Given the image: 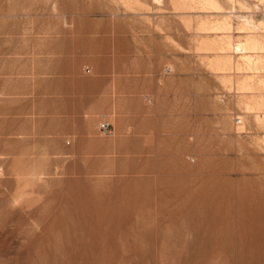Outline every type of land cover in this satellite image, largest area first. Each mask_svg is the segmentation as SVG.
I'll use <instances>...</instances> for the list:
<instances>
[{"label": "rangeland", "instance_id": "obj_1", "mask_svg": "<svg viewBox=\"0 0 264 264\" xmlns=\"http://www.w3.org/2000/svg\"><path fill=\"white\" fill-rule=\"evenodd\" d=\"M182 1L0 0V264H264V0Z\"/></svg>", "mask_w": 264, "mask_h": 264}, {"label": "bare ground", "instance_id": "obj_2", "mask_svg": "<svg viewBox=\"0 0 264 264\" xmlns=\"http://www.w3.org/2000/svg\"><path fill=\"white\" fill-rule=\"evenodd\" d=\"M193 1V0H192ZM191 1V4L193 3ZM197 1V0H196ZM195 1V2H196ZM181 2H183L182 0H181ZM185 2V1H184ZM187 2H188V0H187ZM194 2V3H195ZM199 2V4H200V6H201V8H205V10H204V12L206 11V9L209 11V9L211 10V11H213V9H215V11L217 10V11H219V4H217V0H198L196 3H198ZM186 3V2H185ZM189 3V2H188ZM195 3V4H196ZM196 6H197V4H196ZM221 8V7H220ZM202 10V9H201ZM221 10V9H220ZM210 12V11H209ZM239 17V16H238ZM242 18V17H241ZM208 20H206V22H207ZM214 21V20H213ZM242 24L244 25V26H249V25H251L252 23L249 21V20H247L245 17H243L242 18ZM212 22V21H211ZM202 23V22H201ZM214 22H212V24H210V22H209V29L211 30V31H213V33H220V34H222L223 32H225L226 31V29L230 26V24H228V22L226 21V18L224 19V20H222L221 22H218V20L213 24ZM202 24H204V25H206V23H205V21H204V23H202ZM201 24V25H202ZM263 24H264V22H263ZM208 25V24H207ZM253 25V24H252ZM206 27V26H205ZM208 28V27H207ZM206 28V29H207ZM208 29V30H209ZM209 30V31H210ZM227 31H228V29H227ZM226 31V32H227ZM231 32V31H230ZM212 33V32H211ZM228 33V32H227ZM226 33V34H227ZM215 34V35H216ZM219 34V35H220ZM218 35V34H217ZM223 35H225V33H223ZM229 35V34H228ZM221 36V35H220ZM227 36V35H226ZM231 37V36H230ZM229 37V38H230ZM218 38H220V37H218ZM223 38V37H222ZM229 38H224L225 39V41L223 40V41H219V42H222V45H221V48L220 49H218L219 48V46H218V48H217V50L219 51H222V49L223 48H228V50H229V46H230V43H229ZM221 39V38H220ZM232 39V38H231ZM218 41V40H217ZM219 42H217V43H219ZM215 44H216V42H214ZM225 44V45H224ZM234 45H235V47H234ZM217 46V45H216ZM223 46V47H222ZM231 47H234L233 49H235V50H237V52H239L240 54H241V57H242V59H244L247 63H251V60H253L252 59V56L253 55H251L252 53H258V52H261L262 51V49H263V44L258 40V39H255V37H253V38H251V37H247L246 36V38L244 39V41L243 42H238L237 44H233V46H231ZM225 51V50H224ZM223 51V52H224ZM226 51H227V49H226ZM230 52V51H229ZM222 53V52H221ZM225 54V53H224ZM223 55V54H222ZM240 57V55H239V58H241ZM254 57V56H253ZM226 58V57H225ZM223 59V58H222ZM228 60H229V58H227ZM227 59H224L223 61H221L220 63L222 64V69L221 70H223L224 68H225V66L228 64V66H229V64L231 63L230 61V63L228 62V60ZM244 62V61H243ZM219 63V62H218ZM218 63H216V64H218ZM244 64V63H243ZM249 65L250 64H248V67H249ZM220 66V65H219ZM228 66H226V68L228 67ZM221 67V66H220Z\"/></svg>", "mask_w": 264, "mask_h": 264}, {"label": "built area", "instance_id": "obj_3", "mask_svg": "<svg viewBox=\"0 0 264 264\" xmlns=\"http://www.w3.org/2000/svg\"><path fill=\"white\" fill-rule=\"evenodd\" d=\"M99 130L107 136L112 135L113 129L110 127V125L106 122H103L99 125ZM0 174H1V169H0Z\"/></svg>", "mask_w": 264, "mask_h": 264}]
</instances>
